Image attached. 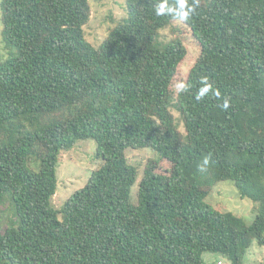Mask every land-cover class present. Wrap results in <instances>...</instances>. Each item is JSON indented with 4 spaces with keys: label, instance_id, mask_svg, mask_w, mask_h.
Returning a JSON list of instances; mask_svg holds the SVG:
<instances>
[{
    "label": "trees",
    "instance_id": "16d2710c",
    "mask_svg": "<svg viewBox=\"0 0 264 264\" xmlns=\"http://www.w3.org/2000/svg\"><path fill=\"white\" fill-rule=\"evenodd\" d=\"M161 3L178 0H125L91 44L90 0H0V205L14 215L0 216V264H242L264 247V0H187L184 21ZM175 20L199 55L169 98L187 53L160 41ZM87 139L102 163L56 210L60 153ZM140 147L169 171L144 169L133 199L125 151ZM223 180L256 204L251 223L206 203Z\"/></svg>",
    "mask_w": 264,
    "mask_h": 264
},
{
    "label": "rangeland",
    "instance_id": "374dc122",
    "mask_svg": "<svg viewBox=\"0 0 264 264\" xmlns=\"http://www.w3.org/2000/svg\"><path fill=\"white\" fill-rule=\"evenodd\" d=\"M91 18L85 26L87 40L91 44L101 42L108 31L114 26L117 20L125 16V0H90ZM1 21H0V46L1 44ZM180 38L187 49L184 61L178 67V72L172 81L169 91V98L176 92V86L184 80L199 55L197 43L191 36L190 30L180 21H172L166 28L160 31V41L168 42L174 38ZM172 104L173 101L170 99ZM171 111L176 117L179 129L183 130L181 119L175 106H171ZM128 161L136 165L139 177L132 187V198H136L137 182L141 173L147 167L156 169V172L168 173L169 165L163 161H156L157 155L149 147L130 148L126 151ZM95 143L91 139L79 140L72 149L62 151L57 166V190L52 198V205L56 210H60L68 196L76 189L82 187L88 180L93 170L100 167L102 160L94 158ZM156 166V168H155ZM213 191L206 197L205 201L212 207L220 211H229L242 217L247 223H251L255 218L253 211L254 204L247 198H240L237 189L229 180L217 182L212 188ZM5 225L8 221H13L14 215L10 200L0 205V216ZM6 221V222H5ZM204 264H230V261L223 256L204 253ZM242 264H264V247L253 242L244 255Z\"/></svg>",
    "mask_w": 264,
    "mask_h": 264
},
{
    "label": "clouds",
    "instance_id": "9594fccd",
    "mask_svg": "<svg viewBox=\"0 0 264 264\" xmlns=\"http://www.w3.org/2000/svg\"><path fill=\"white\" fill-rule=\"evenodd\" d=\"M155 12L157 15H163V14H165V12H168V13L175 15L178 19L184 21V20H188L190 18V16L194 14L195 8H194V6H189L187 4V0H178L177 7L175 9L168 8L165 3H161L156 7ZM210 89H211V85L206 83L205 87L200 90L196 99H198V100L202 99L205 95H207L209 93ZM188 90H189L188 86L183 84V83H180L176 86L177 93H183V92H186ZM216 95H219V93L217 92ZM224 107L225 108L228 107V101L227 100H225V102H224ZM209 161H210V157H205V159L203 160V163L201 165L202 170H203V168H205L209 164Z\"/></svg>",
    "mask_w": 264,
    "mask_h": 264
}]
</instances>
